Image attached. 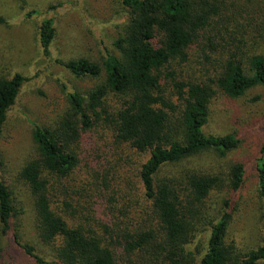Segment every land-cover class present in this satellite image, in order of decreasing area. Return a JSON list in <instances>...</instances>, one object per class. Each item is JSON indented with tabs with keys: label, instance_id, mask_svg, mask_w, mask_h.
<instances>
[{
	"label": "trees",
	"instance_id": "obj_1",
	"mask_svg": "<svg viewBox=\"0 0 264 264\" xmlns=\"http://www.w3.org/2000/svg\"><path fill=\"white\" fill-rule=\"evenodd\" d=\"M229 1L119 0L118 56L57 61L77 79L102 72L105 79L67 94L52 126L33 125L34 156L18 172L35 238L55 260L12 232L19 213L1 179L0 242L12 232L35 264H264V237L246 250L228 238L230 201L220 196L219 207L208 205L243 187V166H187L204 155L224 159L239 146L231 135H205L212 100L264 86V5L229 9ZM54 37L53 21L43 19L38 42L46 58ZM24 81L0 78V132ZM96 129L106 139H84ZM256 174L264 231V144ZM2 253L0 245V264Z\"/></svg>",
	"mask_w": 264,
	"mask_h": 264
},
{
	"label": "rangeland",
	"instance_id": "obj_2",
	"mask_svg": "<svg viewBox=\"0 0 264 264\" xmlns=\"http://www.w3.org/2000/svg\"><path fill=\"white\" fill-rule=\"evenodd\" d=\"M237 2L264 5V0H230L227 5ZM32 11L37 14H30ZM45 18L53 21L55 29L51 58L42 55L38 42V27ZM0 21V78L18 74L25 80L0 132V179L12 192L19 213L16 229L11 230L17 232L21 245L32 246L38 256L52 261L51 249L35 238L30 197L18 172L34 156L33 125L52 126L67 107V94L87 93L105 79L104 72L98 79H77L57 61L85 58L101 64L108 55L118 56L112 45L125 21V11L119 0H0ZM203 131L207 136L231 135L239 141L238 148L224 159L204 155L187 166L215 171L231 163L243 166V187L236 193L214 195L208 205L214 208L217 203L219 207L218 198L225 196L231 208L228 238L240 249L254 248L264 237L256 174L264 144V86L237 99L215 97ZM94 132L98 134L89 133L84 139H106L100 129ZM12 232L11 241L0 242L1 264H35L14 244Z\"/></svg>",
	"mask_w": 264,
	"mask_h": 264
}]
</instances>
